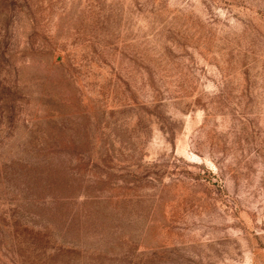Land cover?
Returning <instances> with one entry per match:
<instances>
[{
  "label": "rangeland",
  "instance_id": "rangeland-1",
  "mask_svg": "<svg viewBox=\"0 0 264 264\" xmlns=\"http://www.w3.org/2000/svg\"><path fill=\"white\" fill-rule=\"evenodd\" d=\"M0 264H264V0H0Z\"/></svg>",
  "mask_w": 264,
  "mask_h": 264
}]
</instances>
